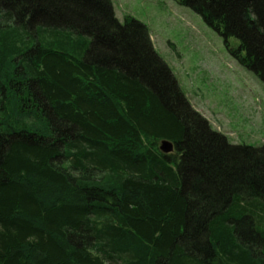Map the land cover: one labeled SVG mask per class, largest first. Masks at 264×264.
Listing matches in <instances>:
<instances>
[{"label": "trees", "instance_id": "obj_1", "mask_svg": "<svg viewBox=\"0 0 264 264\" xmlns=\"http://www.w3.org/2000/svg\"><path fill=\"white\" fill-rule=\"evenodd\" d=\"M176 1L264 82V0ZM0 264H264V144L213 129L112 0H0Z\"/></svg>", "mask_w": 264, "mask_h": 264}, {"label": "rangeland", "instance_id": "obj_2", "mask_svg": "<svg viewBox=\"0 0 264 264\" xmlns=\"http://www.w3.org/2000/svg\"><path fill=\"white\" fill-rule=\"evenodd\" d=\"M116 16L147 25L193 108L237 144H264V82L231 53L224 37L176 0H112ZM232 45L237 39L230 38Z\"/></svg>", "mask_w": 264, "mask_h": 264}, {"label": "water", "instance_id": "obj_3", "mask_svg": "<svg viewBox=\"0 0 264 264\" xmlns=\"http://www.w3.org/2000/svg\"><path fill=\"white\" fill-rule=\"evenodd\" d=\"M160 149L165 153H170L175 150V144L169 139H162L160 142Z\"/></svg>", "mask_w": 264, "mask_h": 264}]
</instances>
